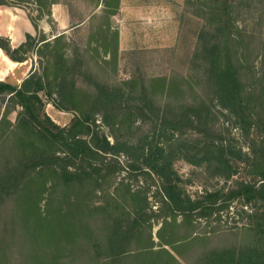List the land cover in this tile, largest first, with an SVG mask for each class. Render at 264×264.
Wrapping results in <instances>:
<instances>
[{
    "label": "trees",
    "instance_id": "16d2710c",
    "mask_svg": "<svg viewBox=\"0 0 264 264\" xmlns=\"http://www.w3.org/2000/svg\"><path fill=\"white\" fill-rule=\"evenodd\" d=\"M34 2L35 35L16 48L0 37L10 61L38 62L19 84L0 81V264H264V94L243 63L239 25L264 0H189L198 27L187 73L116 84L93 78L79 47L68 55L63 33L47 39L38 20L56 0ZM119 3L102 0L108 15ZM46 102L71 113L68 124L53 122ZM213 103L248 151L228 127L213 130ZM181 160L233 183L192 196ZM237 204L250 209L234 212L247 220V245L212 248L211 224Z\"/></svg>",
    "mask_w": 264,
    "mask_h": 264
},
{
    "label": "rangeland",
    "instance_id": "374dc122",
    "mask_svg": "<svg viewBox=\"0 0 264 264\" xmlns=\"http://www.w3.org/2000/svg\"><path fill=\"white\" fill-rule=\"evenodd\" d=\"M94 1L56 0V3L50 5V15H43L38 20L39 30L47 39L63 33L68 43L67 54L71 55L75 46L79 47L82 50L84 68L88 69L93 78L102 82L116 84L132 77L150 79L168 77L173 72L187 73L188 57L192 52L198 27V20L193 15L195 8L189 4V0H120L113 15H108L104 11L102 0L97 8L94 7ZM258 8L251 15H244L245 20H240L239 25L245 29L246 38H249V41L244 43L246 47L244 55L247 59L243 60V63L254 77L253 89L259 96L264 94V87H261L264 85V16L261 18L264 10ZM40 9L42 12L45 11L44 8ZM36 10L34 0H10L7 6H0V37H7L10 46L16 48L25 41L26 34L34 36L35 30L29 24L28 17L36 18L38 15ZM72 19L77 21L82 19L79 28L73 30ZM107 27L110 28V32L117 34L115 55L112 54L114 38L107 31ZM19 39L23 41L17 44ZM105 48L109 54L104 53ZM1 53L3 54L2 51ZM21 65L0 64V81L19 84L22 78L38 67V62L35 55L30 54ZM197 91L201 94L199 89ZM167 98L163 95L162 102H166ZM215 104L213 103L210 108L213 130L219 132L228 127L226 137L232 139L236 146L242 147L243 151H248L239 131L231 127L226 112ZM3 110L4 102L0 98V116ZM45 112L60 126L68 124L72 117L71 113L58 111L48 102L45 103ZM15 114L13 112L9 115L11 121L14 120ZM174 167L184 179L187 193L192 196L204 189L228 187L233 183V180L224 182L212 178L207 172L205 174L203 169L199 170L182 160L177 161ZM236 206L223 214L220 223L211 224L215 227L214 230L218 227L209 242L212 248L222 245L236 248L247 245L243 230L246 229L247 220L244 215L237 216L234 212L236 209H244L249 213L250 209L241 208L238 204ZM204 226L203 223L200 224V230L204 229ZM156 229L157 227L154 232ZM192 249L197 253L201 252L199 245H193ZM194 251L190 252V256ZM184 262L195 263L192 257Z\"/></svg>",
    "mask_w": 264,
    "mask_h": 264
},
{
    "label": "crops",
    "instance_id": "0c3cea01",
    "mask_svg": "<svg viewBox=\"0 0 264 264\" xmlns=\"http://www.w3.org/2000/svg\"><path fill=\"white\" fill-rule=\"evenodd\" d=\"M29 24H31V23H29ZM28 24V25H29ZM31 27H32V25H31ZM29 29H30V25H29ZM31 30V29H30ZM30 30L28 31L29 33H30ZM13 38V37H12ZM23 41V39H19L18 40V43L17 44H19V43H21ZM0 54H1V57H0V64H11V65H14V66H22L21 64H24V62H22V63H18L17 64V62H12V61H10L8 58H6L5 56H4V54H2L1 53V51H0ZM4 72H8L7 70H4ZM5 74V73H4ZM2 81V80H1Z\"/></svg>",
    "mask_w": 264,
    "mask_h": 264
},
{
    "label": "bare ground",
    "instance_id": "6f19581e",
    "mask_svg": "<svg viewBox=\"0 0 264 264\" xmlns=\"http://www.w3.org/2000/svg\"><path fill=\"white\" fill-rule=\"evenodd\" d=\"M0 56H1V54H0Z\"/></svg>",
    "mask_w": 264,
    "mask_h": 264
}]
</instances>
